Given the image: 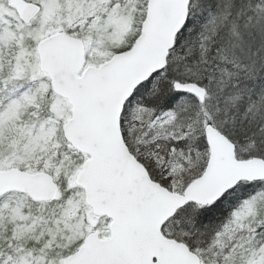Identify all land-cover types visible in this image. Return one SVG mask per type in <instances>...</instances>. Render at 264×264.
<instances>
[{
    "label": "snow or ice",
    "instance_id": "6c2138e0",
    "mask_svg": "<svg viewBox=\"0 0 264 264\" xmlns=\"http://www.w3.org/2000/svg\"><path fill=\"white\" fill-rule=\"evenodd\" d=\"M0 264H264V0H0Z\"/></svg>",
    "mask_w": 264,
    "mask_h": 264
}]
</instances>
